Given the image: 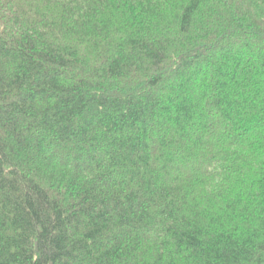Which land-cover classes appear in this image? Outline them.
<instances>
[{"label":"trees","instance_id":"trees-1","mask_svg":"<svg viewBox=\"0 0 264 264\" xmlns=\"http://www.w3.org/2000/svg\"><path fill=\"white\" fill-rule=\"evenodd\" d=\"M0 264H264V0H0Z\"/></svg>","mask_w":264,"mask_h":264}]
</instances>
